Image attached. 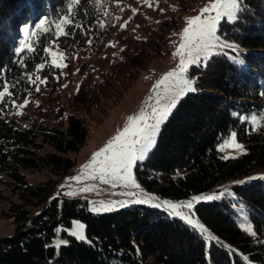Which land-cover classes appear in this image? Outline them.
<instances>
[{"label": "trees", "instance_id": "obj_1", "mask_svg": "<svg viewBox=\"0 0 264 264\" xmlns=\"http://www.w3.org/2000/svg\"><path fill=\"white\" fill-rule=\"evenodd\" d=\"M163 1L155 9L132 11L138 0H80L69 11L71 0H0V90L7 83L13 93L0 103V182L8 178L20 199L7 214L14 228L0 238V264H264V179L231 186L232 199L195 205L194 216L218 239L209 246L194 228L160 210L134 206L94 214L80 199L51 200L58 181L75 168L68 153L86 145L91 129L152 61L171 53L182 14L194 13L197 2ZM243 9L236 22H221L220 34L237 46L227 52L247 67L224 53L194 66L197 90L180 100L148 159L136 168L140 184L160 198L185 201L264 168V126L248 120L264 113V0H243ZM65 15L72 21L64 25L69 34L57 37L55 22ZM44 17L47 32L35 27ZM24 27L37 35L24 34ZM25 40L34 50L18 52ZM54 42L68 68L82 76L66 104L63 79L46 51ZM36 100L32 114L18 116L21 103L30 107ZM231 132L245 151L224 159L219 146ZM43 169L51 173L47 184L25 180L24 172ZM235 204L245 209L256 235L239 227ZM29 207L41 211L32 214ZM75 220L86 224L89 241L70 237L58 250L49 247L56 229Z\"/></svg>", "mask_w": 264, "mask_h": 264}, {"label": "rangeland", "instance_id": "obj_2", "mask_svg": "<svg viewBox=\"0 0 264 264\" xmlns=\"http://www.w3.org/2000/svg\"><path fill=\"white\" fill-rule=\"evenodd\" d=\"M165 1H169L171 5L170 0H165ZM160 2L164 3L163 0H138V2L135 5H133L132 11H135L140 6H143L144 8L147 5L148 6L151 5L150 7L155 9L156 7L159 6ZM210 2H212V0H197L194 13L182 14L184 17V23L181 26V28L174 31L173 33L174 45L171 53L161 60L158 59L152 61L148 65V69H146L141 73L139 80L133 86V88L125 96H123V98L118 103H115L111 107L108 114L105 116V119L102 122V124L98 127L91 129L90 138L88 139L86 145H84L78 152L68 153V156L76 161L75 168L70 174L62 177L58 181L57 189L52 195L51 200L54 198H59L61 200L80 199L88 202L89 209L94 214L114 212L134 206H145L148 208L163 211L171 218L180 219L175 215H171L169 209H166L164 207H160V208L152 207L150 206V204L152 203L163 204V201H169L177 205H183L193 200V198L197 196H204V197L216 196V199H222V198L232 199L233 197L230 195V189H229L231 186L235 184H243L246 182H252L254 180L264 179V168H258L256 170L250 171L248 174L244 175L243 177H236L225 183L218 184L211 191L193 194L188 200L179 201V202L160 198L154 191H149L140 184V181L137 176L136 168L140 164L146 162L150 153L152 152V150L156 145L163 124L168 120L172 112L176 109L180 100L186 97L189 93L178 99L175 108L171 109L170 115H168L166 120L160 125V128L158 130V135L155 138V145L148 153L147 158L143 162H137V164L133 166L132 176L135 180V183L140 186L139 188H134L130 185L125 186L126 184L125 181L118 180L111 175L106 177L108 182L105 183L99 178V175L97 174L99 171V164L97 163L96 165H93V158L96 156V153L101 152L105 147H107V145L110 142L114 140L116 136L122 133L126 128L130 127L131 118L139 117L142 113H144L148 117L147 122L152 123L153 121L151 119V113L154 108H157L158 102H159V107H164L168 105L170 99L168 96V92L174 91V89L171 88L173 82L172 81H168L167 83H161V82L164 81V78L168 76L170 73L174 71H178L179 69L180 56L177 55L176 53L178 52V50H180V45L183 43L182 40L183 30L186 27H188L187 20L197 15H201V10L204 7H206ZM151 13L153 14L151 15L152 19L155 21L158 12L153 10L151 11ZM217 35L224 42L228 44H234L232 41L223 38V36L220 34V26ZM49 49L53 52L58 53V55L60 53H63V51L59 48L56 42L52 43L48 47V50ZM227 50H232V49L225 48L223 51L217 50V53L227 54L230 60L234 61L233 57H237V56L228 53ZM235 51L237 52V49ZM63 55L65 56V59L62 61V63L66 64L67 66L59 68L58 70L60 72L61 78L63 79L61 82V88H63L65 91L63 97L61 98V102L63 104H66L70 96L77 90L78 85L82 80V76L78 73L77 68L73 70H70L68 68L66 55L64 53ZM238 60L242 61L239 57ZM238 64L244 66L245 68L247 67L243 61L242 63L238 62ZM194 66L197 65L193 64L189 67L187 75L190 79H193L196 83L195 77L191 75V70ZM65 85H67V87H65ZM37 104L38 103L36 100L34 104L29 107V101H27V103H25L24 101L23 103H21L17 111L18 116L21 117L24 115V113L32 114ZM53 117H55L54 114ZM253 117H255L256 122H253ZM248 120L255 126V128L264 126V113L260 112L258 115L253 114L251 115V117H249ZM47 122L50 123V125L53 124L51 120ZM236 141L239 144L243 145V150H237L234 148V146H232L231 135H229L221 143V145L219 146V151L224 159H235L237 158V155H241L242 152L245 151L244 144L239 142L237 140V137H236ZM48 150L50 149L46 148L44 152ZM102 159L103 157L99 158V160ZM90 165L93 166L89 167ZM24 175H25V180L32 186L47 184L51 177V173L47 169H43L41 171H26L24 172ZM93 175H96L97 178L92 179L91 177ZM77 177H79V179H77ZM10 184L11 181L8 178L6 177L1 178L0 189L3 198L0 200V238H2L3 236L10 235L12 233L14 228L13 219L9 217L7 214L13 203L16 204L20 203V199L18 195L16 193H13ZM133 192L136 193L135 196L128 195V193H133ZM148 194H151L152 196L156 197V199L153 200L151 196ZM135 199H147L149 200V203L137 204L134 203ZM213 200H201L199 202L193 201V207L191 209L181 207L179 208V211L180 213L186 216L190 214L193 221H198L193 214V209L195 205L198 203L210 202ZM102 205H113L114 208L113 210H104L102 208ZM233 210L235 212L234 214L235 220L238 223L239 227L243 229L244 226H250L251 229L253 230L252 225L249 221L248 214L245 211V209L241 205L235 204L233 205ZM29 211L32 214H37L41 211V208L29 207ZM180 220H182L183 223L186 224L187 226L193 228L185 220L183 219ZM77 224H82L84 227L78 230L76 227ZM77 231H79L80 234L84 235L86 239L81 240L77 236L72 235V233ZM196 231L199 233L198 230ZM70 237L75 238L79 241L88 242L89 239L86 233V224L84 222L75 220L68 227H58L56 229L54 237H52V239L48 242V246L54 247L56 248V250H58L60 247L69 244ZM206 243L207 246H209L211 241H206Z\"/></svg>", "mask_w": 264, "mask_h": 264}, {"label": "snow or ice", "instance_id": "obj_3", "mask_svg": "<svg viewBox=\"0 0 264 264\" xmlns=\"http://www.w3.org/2000/svg\"><path fill=\"white\" fill-rule=\"evenodd\" d=\"M80 0H71L69 5V11H71L72 5H78ZM151 6V5H149ZM243 0H212L206 7L201 10V15H197L193 18L187 20L188 27L183 30L182 40L183 43L180 45V50L176 53L180 56V65L178 71L170 73L164 78L161 83H167L172 81L171 88L174 91H169V103L164 107H159V102L157 108H154L151 113L152 123H148V117L142 113L139 117H134L130 119V127L126 128L122 133L114 138L107 147H105L101 152L96 153L93 158V165L99 164L98 175L99 178L107 183L106 177L111 175L114 178L125 181V186H132L134 188H139L140 186L135 183L132 176L133 166L137 162H143L148 153L155 145V138L158 135V130L160 125L166 120L167 116L170 115L171 109L175 108L178 99L183 97L188 93L195 92L197 89L195 87V81L190 79L187 75L188 69L191 65L195 64L197 66H204V64L213 55L218 54L217 50L223 51L225 48L236 50L237 46L234 44H228L221 40L217 35L219 26L222 21L226 23H234L238 19L240 13L243 11ZM207 14V15H205ZM47 17L42 18L39 23L35 26L37 30L47 32L49 29L45 28ZM72 21L69 16L65 15L55 22L56 36L68 35L65 32L64 25L71 24ZM23 33L26 35L36 36V31H30L29 27H24L22 29ZM33 51V47L26 40L23 41L20 47L17 49L18 52ZM48 55L51 57V67L62 68L66 67L62 61L65 59L63 53H58L49 50ZM234 62H241L238 57H233ZM43 68V65H40ZM31 83H35L34 80L30 79ZM40 83H46V80H40ZM67 87V85H65ZM40 88L37 85L36 91ZM13 93L9 92L8 85L5 83L0 90V103H5L6 96H12ZM27 103V101H25ZM253 122L255 117H253ZM231 135L232 146L237 150H243V145L236 141V133L233 132ZM110 154V155H109ZM103 157L102 160H99ZM90 165L89 167H92ZM96 179V175L91 177ZM79 179V177H77ZM130 196H135L136 193H128ZM154 200L156 197L148 194ZM216 196H197L193 200L187 202L183 205H177L169 201H163V204L152 203L150 206L160 208L164 207L170 210L171 215H175L180 219L185 220L189 225H191L195 230H198L201 236L206 241H217V237L209 233L202 224L198 221H193L190 214L183 215L180 213L179 208L185 207L191 209L193 207V201L199 202L201 200H213ZM134 203L145 204L149 203L147 199H135ZM124 206V205H121ZM104 210H113V205H102ZM77 229H82L84 226L82 224L76 225ZM243 230L249 235H256V232L251 229L250 226H244ZM72 235L77 236L81 240H85L86 237L79 233V231L72 233Z\"/></svg>", "mask_w": 264, "mask_h": 264}]
</instances>
